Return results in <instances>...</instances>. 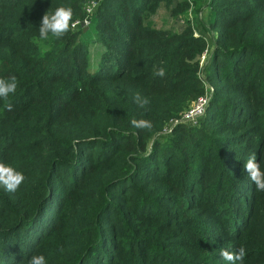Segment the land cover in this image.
<instances>
[{
    "label": "trees",
    "instance_id": "obj_1",
    "mask_svg": "<svg viewBox=\"0 0 264 264\" xmlns=\"http://www.w3.org/2000/svg\"><path fill=\"white\" fill-rule=\"evenodd\" d=\"M61 5L70 30L41 41ZM12 76L0 162L25 179L0 186V264H228L240 246L264 264V191L243 167L255 153L264 170V0H0ZM204 93L196 123H171Z\"/></svg>",
    "mask_w": 264,
    "mask_h": 264
},
{
    "label": "clouds",
    "instance_id": "obj_2",
    "mask_svg": "<svg viewBox=\"0 0 264 264\" xmlns=\"http://www.w3.org/2000/svg\"><path fill=\"white\" fill-rule=\"evenodd\" d=\"M73 21V9L68 5L58 6L53 12H45L42 16L39 26V39L47 41L51 37L59 39L70 30ZM155 75L164 77L165 69L159 68L155 71ZM18 87V81L15 76L10 78H0V99L4 100V108L7 111L13 110V104L9 101V96L14 94ZM134 102L138 107L145 109L150 103L147 97L140 93H135L133 96ZM131 124L137 129H150L152 122L147 119H132ZM244 170L251 182L254 184L257 191H264V170H261L260 163L257 162L255 153L249 155L243 165ZM25 177L22 172L10 164L0 162V186L8 192H15L23 183ZM247 250L244 246H240L237 250L221 249L220 256L228 264H243ZM28 264H47L44 255H33L30 257Z\"/></svg>",
    "mask_w": 264,
    "mask_h": 264
},
{
    "label": "built area",
    "instance_id": "obj_3",
    "mask_svg": "<svg viewBox=\"0 0 264 264\" xmlns=\"http://www.w3.org/2000/svg\"><path fill=\"white\" fill-rule=\"evenodd\" d=\"M204 60V53L200 57V63ZM205 88L210 90V87L205 85ZM207 102V94L204 93L201 96L197 97L189 107L183 111L178 119L173 120L171 123L175 124L178 122L184 123L186 125H193L196 123L197 118L203 113L205 105Z\"/></svg>",
    "mask_w": 264,
    "mask_h": 264
},
{
    "label": "rangeland",
    "instance_id": "obj_4",
    "mask_svg": "<svg viewBox=\"0 0 264 264\" xmlns=\"http://www.w3.org/2000/svg\"><path fill=\"white\" fill-rule=\"evenodd\" d=\"M198 13V12H197ZM191 14H194V11H193V9H192V13H188V18L190 19L191 18V16H193V15H191ZM200 16H202L201 18H204V12H202L201 14H200ZM90 48V47H89Z\"/></svg>",
    "mask_w": 264,
    "mask_h": 264
}]
</instances>
